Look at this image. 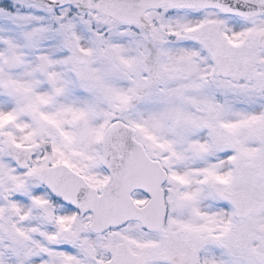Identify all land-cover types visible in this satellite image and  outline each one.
Here are the masks:
<instances>
[{
	"label": "snow or ice",
	"instance_id": "obj_1",
	"mask_svg": "<svg viewBox=\"0 0 264 264\" xmlns=\"http://www.w3.org/2000/svg\"><path fill=\"white\" fill-rule=\"evenodd\" d=\"M0 264H264V0H0Z\"/></svg>",
	"mask_w": 264,
	"mask_h": 264
}]
</instances>
